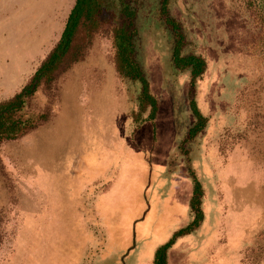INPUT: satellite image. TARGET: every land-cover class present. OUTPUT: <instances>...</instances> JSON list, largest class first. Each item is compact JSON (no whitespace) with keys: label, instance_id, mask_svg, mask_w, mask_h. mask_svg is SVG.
<instances>
[{"label":"rangeland","instance_id":"374dc122","mask_svg":"<svg viewBox=\"0 0 264 264\" xmlns=\"http://www.w3.org/2000/svg\"><path fill=\"white\" fill-rule=\"evenodd\" d=\"M126 1L158 111L150 119L141 84L117 71L115 11L82 25L27 103L35 127L0 140V264H151L194 219L192 173L204 220L169 250L170 264H264V0H170L183 55L207 64L193 92L159 0ZM68 3L0 10V103L58 45ZM191 98L207 120L188 140Z\"/></svg>","mask_w":264,"mask_h":264},{"label":"trees","instance_id":"16d2710c","mask_svg":"<svg viewBox=\"0 0 264 264\" xmlns=\"http://www.w3.org/2000/svg\"><path fill=\"white\" fill-rule=\"evenodd\" d=\"M117 1L118 9L110 5L109 0H76L67 19L60 42L48 59L38 69L28 85L10 100L0 103V140L18 138L35 127L32 119L25 118L24 112L29 99L36 93L40 82L58 69L59 64L71 49L80 27L84 24L92 25L94 28L99 27L102 16L107 11L112 10L115 11L114 13H116L119 20L113 28V48L115 50L117 71L123 78L138 81L141 84V105L151 108L150 119H154L158 111V102L151 94L149 81L136 59L135 39L138 35L136 27L138 10L126 0ZM159 2L160 15L165 24L171 28L175 37L174 66L181 71L190 69L193 92L197 80L206 71V61L199 56L183 55L182 50L186 46V37L180 23L170 14V0H159ZM190 108L197 122L189 131L188 140L194 139L205 128L207 120L198 109L194 98H191ZM191 176L193 179V192L190 208L194 214V219L187 227L175 232L166 244L157 249L153 264H168V252L177 240L194 233L204 220L202 210L203 186L194 173Z\"/></svg>","mask_w":264,"mask_h":264},{"label":"crops","instance_id":"0c3cea01","mask_svg":"<svg viewBox=\"0 0 264 264\" xmlns=\"http://www.w3.org/2000/svg\"><path fill=\"white\" fill-rule=\"evenodd\" d=\"M21 0H0V10L3 8L10 9L11 11L15 9V2H20ZM76 3V0H69V3L67 4V9L65 11V16L68 18L74 5ZM4 13L0 12V16L3 15ZM8 15H13L11 12L8 13ZM160 247V246H159ZM157 251V250H156ZM151 260L154 262V257L152 254ZM151 261V264L153 262ZM168 264H170V253H169V258H168Z\"/></svg>","mask_w":264,"mask_h":264},{"label":"bare ground","instance_id":"6f19581e","mask_svg":"<svg viewBox=\"0 0 264 264\" xmlns=\"http://www.w3.org/2000/svg\"><path fill=\"white\" fill-rule=\"evenodd\" d=\"M54 178V177H53Z\"/></svg>","mask_w":264,"mask_h":264}]
</instances>
